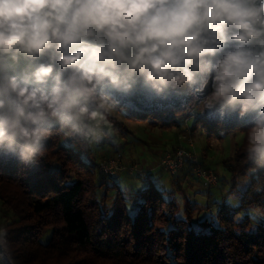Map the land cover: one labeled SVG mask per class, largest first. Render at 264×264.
I'll return each instance as SVG.
<instances>
[{
	"label": "clouds",
	"instance_id": "obj_1",
	"mask_svg": "<svg viewBox=\"0 0 264 264\" xmlns=\"http://www.w3.org/2000/svg\"><path fill=\"white\" fill-rule=\"evenodd\" d=\"M135 88L254 113L264 169V0H0V155L38 162L53 129L98 140Z\"/></svg>",
	"mask_w": 264,
	"mask_h": 264
},
{
	"label": "trees",
	"instance_id": "obj_2",
	"mask_svg": "<svg viewBox=\"0 0 264 264\" xmlns=\"http://www.w3.org/2000/svg\"><path fill=\"white\" fill-rule=\"evenodd\" d=\"M114 100L98 140L53 129L38 162L0 155V264H264V219L250 215L264 211V169L246 155L245 133L255 114L240 118L226 111L221 117L218 109L201 112L190 96L169 92L165 99L140 88L116 93ZM128 123L198 138L201 157L224 136L239 134L234 156L223 161L228 179L213 171L216 186L198 192L207 201L194 215L197 203L186 193L191 179L200 181L191 161L175 175L161 165L127 179L103 173L101 158L123 153L118 150L128 145L126 137L135 136ZM164 172L167 190L160 181ZM213 189L221 200L215 220L193 223L212 203ZM231 193L234 205L225 201Z\"/></svg>",
	"mask_w": 264,
	"mask_h": 264
},
{
	"label": "rangeland",
	"instance_id": "obj_3",
	"mask_svg": "<svg viewBox=\"0 0 264 264\" xmlns=\"http://www.w3.org/2000/svg\"><path fill=\"white\" fill-rule=\"evenodd\" d=\"M128 125L131 126L134 130V137L127 136L128 145L125 147H121L118 151L123 152L119 154H107V157L101 158L100 161H104L106 159H116L117 163V170L116 174H125L129 175L130 173H144L145 171H153L160 168V162L162 159L161 157L156 153L152 154V149H158L161 154H164L165 152H171L175 148L182 147V141L183 139L186 140L185 148H188L189 150H192L195 152V156L200 160L202 163L208 165L212 171H215L220 178L228 179V172L223 166L224 160H230L234 156L235 153V147L239 143L241 136L239 134L232 135L229 134L227 136H224L220 141L217 142V144L211 146L209 148L203 157H201V154L199 153V140L188 138L185 134H179L175 135L173 133H161L156 130L149 129L146 126L143 125H135L134 123H128ZM107 127V126H106ZM108 129V127L106 128ZM114 140V139H113ZM112 140V141H113ZM114 142V141H113ZM114 145V143H113ZM151 149V152L149 150ZM143 156H141V155ZM154 163L157 164L154 166H150L148 163ZM151 169V170H150ZM153 169V170H152ZM122 176V175H121ZM151 178H155L156 175H149ZM127 179V176H125ZM168 177V175L164 172L162 176L160 177V181L164 182V188L167 190L170 188L169 180H165ZM189 183L193 186L192 190L187 191L186 196L191 198L192 200H195L197 205H195L196 209H194V215L197 212V209L200 207H203L206 204L207 196L203 193H198L199 191H203L209 186L202 185L196 180L191 179ZM216 185H212L211 187L214 188ZM244 186V178H240V185L239 187ZM224 192L228 190V186L224 185ZM196 192V194H194ZM212 203H210L208 209H203L199 212L197 216H195L193 223L202 221L204 218L210 219L212 217L213 220H215V214L217 212V209L219 208V204L221 202L220 200V194L218 189L212 190ZM181 196V195H180ZM177 197L178 201H180V204L182 203V197ZM235 195L234 193H231L229 195L225 196V201L231 205L235 204ZM251 217L254 219L260 220L264 219V211L262 210H255L254 212H251ZM1 216V214H0ZM180 216V213H179ZM240 217V216H239ZM2 222V218H0V223Z\"/></svg>",
	"mask_w": 264,
	"mask_h": 264
},
{
	"label": "built area",
	"instance_id": "obj_4",
	"mask_svg": "<svg viewBox=\"0 0 264 264\" xmlns=\"http://www.w3.org/2000/svg\"><path fill=\"white\" fill-rule=\"evenodd\" d=\"M185 161H191L192 172L202 185L212 186L217 183V177L211 170L201 169L198 159L185 147L175 148L172 152H166L161 159V166L171 175L179 173ZM100 170L107 175H114L117 170L116 159H106L99 164Z\"/></svg>",
	"mask_w": 264,
	"mask_h": 264
},
{
	"label": "crops",
	"instance_id": "obj_5",
	"mask_svg": "<svg viewBox=\"0 0 264 264\" xmlns=\"http://www.w3.org/2000/svg\"><path fill=\"white\" fill-rule=\"evenodd\" d=\"M180 142H182V145H185V143H186V140H182V141H180ZM153 151L151 152V149L149 150V152H151L152 154L154 153V154H156L157 152V154L161 157V155H163V154H161L159 151H157L158 149H152ZM141 155V154H140ZM141 156H143V155H141ZM155 163V162H154ZM154 163H148L150 166H154V165H156L157 166V164H154ZM155 167V166H154ZM151 170V169H150ZM153 170V169H152ZM149 171V170H148ZM123 176L124 178H125V174H120V176Z\"/></svg>",
	"mask_w": 264,
	"mask_h": 264
}]
</instances>
